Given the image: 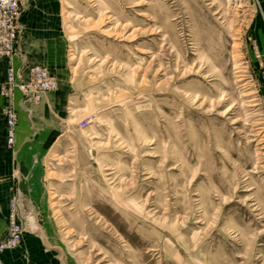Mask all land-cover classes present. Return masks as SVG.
<instances>
[{
	"label": "rangeland",
	"instance_id": "rangeland-1",
	"mask_svg": "<svg viewBox=\"0 0 264 264\" xmlns=\"http://www.w3.org/2000/svg\"><path fill=\"white\" fill-rule=\"evenodd\" d=\"M33 2L70 84L30 180L43 264H264V0Z\"/></svg>",
	"mask_w": 264,
	"mask_h": 264
},
{
	"label": "crops",
	"instance_id": "crops-1",
	"mask_svg": "<svg viewBox=\"0 0 264 264\" xmlns=\"http://www.w3.org/2000/svg\"><path fill=\"white\" fill-rule=\"evenodd\" d=\"M48 2L34 0L31 4ZM20 21L19 40L13 58L15 68L28 77L30 67L47 66L58 76L60 89L47 93L40 103L27 102L21 93H17L19 120L14 149H10L6 143L5 122L1 112L3 98L0 95V237L7 233L13 199L16 200L27 231L22 245L5 253L2 260L5 264H43L46 252L44 241L33 230H29L33 223L26 216L30 180L40 159L61 131L62 122L70 114L66 111L70 84L65 42L60 31L54 27L48 10L32 6ZM8 66L9 58L0 52V86Z\"/></svg>",
	"mask_w": 264,
	"mask_h": 264
},
{
	"label": "built area",
	"instance_id": "built-area-1",
	"mask_svg": "<svg viewBox=\"0 0 264 264\" xmlns=\"http://www.w3.org/2000/svg\"><path fill=\"white\" fill-rule=\"evenodd\" d=\"M25 0H0V52L9 58L5 78L0 86L3 98V116L5 119L6 143L14 149L17 139L18 114L15 108L17 93L25 99L40 101L47 91L57 87L56 77L43 65L29 68L28 77L15 69L13 58L19 40V21ZM7 233L0 237V255L17 248L23 241V226L19 220L16 200L10 204Z\"/></svg>",
	"mask_w": 264,
	"mask_h": 264
}]
</instances>
